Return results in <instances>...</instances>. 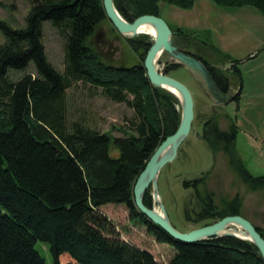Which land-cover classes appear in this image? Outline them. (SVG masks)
<instances>
[{
  "label": "trees",
  "instance_id": "trees-1",
  "mask_svg": "<svg viewBox=\"0 0 264 264\" xmlns=\"http://www.w3.org/2000/svg\"><path fill=\"white\" fill-rule=\"evenodd\" d=\"M29 1L22 28L0 21V264H45L35 248L38 242L47 246L53 264H61L63 255L70 260L66 264H162L148 250L121 239L117 227L100 212L109 204L125 206L130 220L143 226L156 243L172 247L174 254L167 264H264L256 247L233 237L195 244L175 241L136 209L132 193L138 176L180 122L177 99L152 86L147 78L142 62L152 43L143 39L145 35L128 39L130 49L140 54V63L113 66L86 44L107 19L102 0ZM205 1L225 8H251L264 17V0ZM160 2L190 10L195 0H113L128 23L145 15L158 17ZM45 21L64 39L62 73L44 53L41 26ZM172 32L179 35L182 31L175 28ZM205 46L231 62L229 69L241 88L239 67L244 61H230L211 44ZM196 59L226 93L227 77L205 59ZM30 64L35 75L10 79L9 72H25ZM177 67H167L164 74ZM75 83L98 90L112 102L124 103L134 111L135 121L124 129L113 127L121 137L77 121L67 125L66 90ZM239 99L240 93L235 100ZM237 132L234 125L229 131L220 130L216 119L210 118L200 135L210 148L223 144L234 160ZM237 173L251 190L264 189V175L252 176L239 165ZM198 180L183 185L194 187L201 182ZM143 202L150 208L149 191ZM207 206L209 217L204 219L238 215L231 210L211 217L214 206Z\"/></svg>",
  "mask_w": 264,
  "mask_h": 264
},
{
  "label": "rangeland",
  "instance_id": "rangeland-1",
  "mask_svg": "<svg viewBox=\"0 0 264 264\" xmlns=\"http://www.w3.org/2000/svg\"><path fill=\"white\" fill-rule=\"evenodd\" d=\"M29 9V0H0V21L12 28H22ZM248 10L252 12H248L246 16ZM253 12L257 11L251 8L220 7L205 0H195L190 10L159 3L158 17L167 24L171 32L175 28L182 31L179 35L172 32L173 44L193 58L199 56L218 68L229 82L226 93H235L241 89L238 101H229L225 106L222 102L216 104L201 91L192 74L167 53L156 63V70L162 74L167 67L179 65L164 75L186 86L193 98L194 119L190 133L179 145L173 161L162 167L156 181L161 206L164 207L172 227L180 233H189L220 221L221 219H204L208 216L205 211L206 208L209 211L207 204H211L214 206V210L209 212L211 217L237 210V216L243 217L264 234V189L251 190L237 173L239 165L252 176L264 175V51H261L264 46V26L259 21L257 27L248 25L251 18L249 16L254 15ZM41 33L48 62L62 73L64 39L49 21L42 23ZM139 35L133 39L143 37L141 33ZM143 39L148 43L154 42L147 35ZM2 41L0 38V42ZM86 44L103 62L113 66L130 67L141 62L140 54H135L130 49L128 39L120 35L108 19L97 26ZM205 44H211L220 50L230 61H244L239 67L242 72L241 88L229 69L231 62L223 61L212 49L206 48ZM251 52L260 53L252 58L256 53L248 57ZM247 58L252 59L246 61ZM32 66L30 64L25 72H9L10 79L16 81L26 73L35 75ZM66 107L67 125L77 121L90 129L111 133L115 137H121L122 133L113 127L124 129L135 121L134 111L124 103L112 102L98 90L82 83H75L66 90ZM178 108L181 117L180 103ZM210 118L216 119L222 131H229L232 125L238 129L233 144L234 160L225 151L223 144H214L215 147L210 148L201 139L202 125ZM114 153L112 150L111 154ZM198 179L201 182L194 187L183 185L185 182L199 181ZM149 199L150 207L159 213L158 208L161 207L153 205L151 189ZM100 212L117 227L122 240L148 250L158 263L167 264L173 256L172 247L156 243L143 226L130 220L125 206L109 204L103 206ZM35 248L45 264H53L46 245L38 242ZM59 261L66 264L70 260L63 255Z\"/></svg>",
  "mask_w": 264,
  "mask_h": 264
},
{
  "label": "water",
  "instance_id": "water-1",
  "mask_svg": "<svg viewBox=\"0 0 264 264\" xmlns=\"http://www.w3.org/2000/svg\"><path fill=\"white\" fill-rule=\"evenodd\" d=\"M102 5L106 18L113 25L114 29L122 36L137 34L138 29L144 25L155 26L157 31L156 37L146 54L143 68L146 71L147 78L152 86L167 90L170 93L172 92L169 90H173L180 96L179 99V97L172 93L181 106L179 127L172 136L167 137L160 144L139 176L134 187V202L136 207L150 222L165 231L172 239L186 244L210 240L215 236H219L218 233L227 227L239 228L249 237V241L258 249L264 261V240L258 234L255 227L241 216L225 217L210 226L189 233H180L171 226L167 216L161 217L154 212V210L147 209L142 204L144 191L149 186L156 187V179L159 171L167 162H171L175 158L179 145L190 133L194 117L193 98L190 91L182 83L168 77L167 75L159 73L156 70L158 57L163 53H167L179 64L184 66L195 78L203 93L208 98L213 99L216 104H220L221 102L226 104L229 101H232L235 93L231 91L222 94L218 90L216 84L201 61L186 54L173 44L172 32L161 18L152 15H145L137 18L132 23H128L117 13L113 0H102ZM197 74L199 77H197ZM165 152H167V156L160 159ZM223 236L236 237L230 234H224Z\"/></svg>",
  "mask_w": 264,
  "mask_h": 264
},
{
  "label": "bare ground",
  "instance_id": "bare-ground-1",
  "mask_svg": "<svg viewBox=\"0 0 264 264\" xmlns=\"http://www.w3.org/2000/svg\"><path fill=\"white\" fill-rule=\"evenodd\" d=\"M114 4V3H113ZM115 7V6H114ZM104 9V8H103ZM117 11V10H116ZM118 13V12H117ZM119 14V13H118ZM106 15V14H105ZM120 15V14H119ZM120 17H121V15H120ZM123 19V18H122ZM170 29V28H169ZM139 33H141L142 35H147V36H150V37H152V39H155V37H156V33H157V31H156V28H155V26H153V25H144V26H142V27H140L139 29H138V32H137V34H133V35H125V36H123L124 38H127V39H133V38H135V37H137V36H140L139 35ZM154 41V40H153ZM164 54V53H163ZM163 54H161V56L163 55ZM161 56H159L158 57V59L161 57ZM158 59H157V61H158ZM205 67V66H204ZM205 69L207 70V68L205 67ZM207 72L209 73V71L207 70ZM209 75H210V73H209ZM197 77H199V75L197 74ZM210 77L212 78V76L210 75ZM194 78V77H193ZM194 80H195V78H194ZM196 81V80H195ZM197 83V82H196ZM215 83V82H214ZM198 85V84H197ZM217 87V86H216ZM200 88V87H199ZM201 89V88H200ZM219 90V89H218ZM167 91V90H166ZM169 91H171L172 93H174L177 97H179V99H180V96H179V94L177 93V92H175V91H173V90H169ZM202 91V90H201ZM220 91V90H219ZM168 92V91H167ZM203 92V91H202ZM221 92V91H220ZM170 93V92H169ZM172 93H170V94H172ZM222 93V92H221ZM240 93V89H238L236 92H235V97H237V95ZM222 94H226V93H222ZM173 95V94H172ZM174 96V95H173ZM175 97V96H174ZM176 98V97H175ZM177 99V98H176ZM236 98H234L233 100H235ZM232 100V101H233ZM229 103V102H228ZM228 103H226V104H228ZM226 104H223L224 106L226 105ZM193 119H194V117H193ZM180 123V122H179ZM167 156V152H165L162 156H161V158L160 159H162V158H165ZM146 167V166H145ZM162 169V168H161ZM143 172V171H142ZM141 172V173H142ZM161 172V170L159 171V173ZM141 173H140V175H141ZM158 173V174H159ZM139 175V176H140ZM139 176H138V178H139ZM138 178H137V180H138ZM137 180H136V182H137ZM156 181H157V179H156ZM136 182H135V184H136ZM135 184H134V186H133V201H134V187H135ZM149 189H151V191H152V202H153V205L154 204H157V205H160V207L161 208H158V210H159V213L157 212V211H155V209H154V212H156L159 216H161V217H165V216H167L166 215V212H165V210H164V207H162L161 206V202H160V198H159V195H158V190H157V188L156 187H152V186H149L145 191H144V193H143V197H142V204L144 205V197H145V194L149 191ZM134 205H135V202H134ZM145 206V205H144ZM135 207H136V205H135ZM146 207V206H145ZM147 209H150V210H153V208L152 207H150V208H148V207H146ZM136 209L140 212V210L136 207ZM141 213V212H140ZM142 214V213H141ZM143 215V214H142ZM144 216V215H143ZM145 217V216H144ZM146 218V217H145ZM147 219V218H146ZM148 220V219H147ZM149 221V220H148ZM247 221V220H246ZM249 222V221H248ZM152 223V222H151ZM250 223V222H249ZM153 224V223H152ZM155 225V224H154ZM156 226V225H155ZM172 226V225H171ZM232 227V226H231ZM159 228V227H158ZM161 229V228H160ZM201 229V228H200ZM256 229V228H255ZM162 230V229H161ZM237 231H239V232H237ZM256 231H257V229H256ZM165 232V231H164ZM258 232V231H257ZM166 233V232H165ZM167 234V233H166ZM224 234H230V235H234V236H236V237H233V236H223ZM259 234V233H258ZM168 235V234H167ZM218 235L219 236H215V237H213V238H211L210 240H207V241H201V242H197V243H202V242H208V241H213V240H217V239H221V238H225V237H233V238H235V239H237V240H240V241H244V242H248V243H250V244H252L250 241H249V237L241 230V229H239V228H235V227H232V228H230V227H227V228H225V229H223L221 232H219L218 233ZM260 235V234H259ZM169 236V235H168ZM261 236V235H260ZM170 237V236H169ZM262 238V237H261ZM263 239V238H262ZM174 240V239H173ZM264 240V239H263ZM176 241V240H175ZM179 242V241H178ZM182 243V242H181ZM184 244H186V243H184ZM193 244H195V243H193ZM253 245V244H252ZM254 246V245H253ZM255 247V246H254ZM257 249V248H256ZM258 250V249H257ZM260 254V253H259ZM261 256V255H260ZM261 259H262V257H261ZM262 261H263V259H262ZM264 262V261H263Z\"/></svg>",
  "mask_w": 264,
  "mask_h": 264
},
{
  "label": "crops",
  "instance_id": "crops-1",
  "mask_svg": "<svg viewBox=\"0 0 264 264\" xmlns=\"http://www.w3.org/2000/svg\"><path fill=\"white\" fill-rule=\"evenodd\" d=\"M248 12H252V11H250V10H248V11H246V13H245V15L246 16H248ZM253 14L254 15H252V16H249V17H251V18H249L250 19V21L248 22L249 24L248 25H252V27H257V24H258V21H259V23H260V25H263L264 26V19H263V17L261 16V15H259V13L258 12H253ZM171 30V29H170ZM263 41H264V39H263ZM263 44L262 45H264V42H262ZM258 50L260 49V48H257ZM258 50H256V51H258ZM256 53V52H255ZM254 52H251L250 54H249V56L248 57H250L251 55H253V54H255Z\"/></svg>",
  "mask_w": 264,
  "mask_h": 264
}]
</instances>
